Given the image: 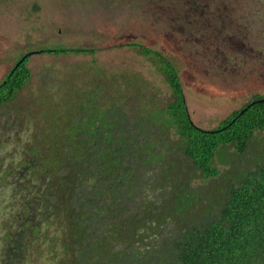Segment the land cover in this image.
<instances>
[{
    "label": "rangeland",
    "instance_id": "374dc122",
    "mask_svg": "<svg viewBox=\"0 0 264 264\" xmlns=\"http://www.w3.org/2000/svg\"><path fill=\"white\" fill-rule=\"evenodd\" d=\"M206 6L201 36L179 38L180 43L167 37L163 11L175 14L182 7L166 0H0V79L27 52L50 46L94 49L93 54L29 56L28 79L0 108V264L71 262L73 254L62 248L60 217L51 210L52 192H46L57 184L48 173L51 141L69 133V122L91 134L105 115L121 111L158 129L160 158L144 173L146 185L128 214L141 204H154L155 210L170 199L172 185L185 182L195 190L191 216H199L215 206L227 178L261 161L264 131L254 134L246 156L217 150L214 165L224 180H200L182 156L183 143L164 127L161 111L172 94L155 59L127 46L144 43L170 58L179 67L191 122L202 130L215 128L251 94L264 96V79L255 76L262 68L258 53L264 56V0H217ZM107 137L103 134L102 141ZM146 224L150 228L143 235L174 226ZM151 238L156 242L159 236Z\"/></svg>",
    "mask_w": 264,
    "mask_h": 264
},
{
    "label": "trees",
    "instance_id": "16d2710c",
    "mask_svg": "<svg viewBox=\"0 0 264 264\" xmlns=\"http://www.w3.org/2000/svg\"><path fill=\"white\" fill-rule=\"evenodd\" d=\"M166 1L182 7L175 14L169 11V15L162 10L167 37L178 40L201 36L207 21L206 4L217 2ZM192 40L196 41L195 37ZM127 46L137 49L144 57L155 59L159 74L172 94L161 111L164 127L172 130L183 143L182 156L200 180L221 177L214 165L219 148H231L232 156H246L254 134L264 131V96L251 94L215 128L202 130L189 118L179 67L161 51L144 43ZM39 51V54L53 56L94 53L93 48L60 46ZM21 56L0 79V108L12 99L30 75L27 58L13 68ZM258 56L262 68L255 76L264 79V56L261 52ZM104 117L101 124L102 127L105 124L104 129L95 124L94 132L87 134L86 130L77 129L78 123L69 122L65 125L69 126V133L51 141L48 173L57 184L46 192H52L55 207L51 210L61 220L62 248L69 255L73 254L70 264H264V156L252 169L233 180L227 178L220 194L216 195L215 206L199 216H191L194 204H189V199L195 190L184 180L176 186L169 182L171 197L155 210L152 209L154 204H141L128 214L129 204L146 185L144 173L160 158L157 144L162 140L155 126L151 124L154 136H150L151 125L131 119L121 111ZM103 134L108 136L105 142ZM168 221L174 223L171 230L142 234L150 228L146 223L160 227ZM151 236L159 238L152 242ZM118 243L119 249L115 250ZM135 243L142 246L136 247Z\"/></svg>",
    "mask_w": 264,
    "mask_h": 264
},
{
    "label": "water",
    "instance_id": "95a60500",
    "mask_svg": "<svg viewBox=\"0 0 264 264\" xmlns=\"http://www.w3.org/2000/svg\"><path fill=\"white\" fill-rule=\"evenodd\" d=\"M40 51H33V52H27L25 54H23L15 63L14 67L15 68L18 64H20L24 59L28 58L29 56H32L34 54H39ZM242 112V111H241ZM240 112V113H241ZM191 123V122H190ZM192 125V123H191Z\"/></svg>",
    "mask_w": 264,
    "mask_h": 264
},
{
    "label": "flooded vegetation",
    "instance_id": "af4514ba",
    "mask_svg": "<svg viewBox=\"0 0 264 264\" xmlns=\"http://www.w3.org/2000/svg\"><path fill=\"white\" fill-rule=\"evenodd\" d=\"M2 78V77H1Z\"/></svg>",
    "mask_w": 264,
    "mask_h": 264
}]
</instances>
